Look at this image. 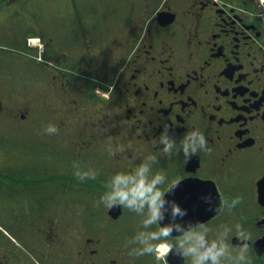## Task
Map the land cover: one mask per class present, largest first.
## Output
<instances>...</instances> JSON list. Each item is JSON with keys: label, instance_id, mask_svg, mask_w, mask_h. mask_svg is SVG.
Segmentation results:
<instances>
[{"label": "flooded vegetation", "instance_id": "1", "mask_svg": "<svg viewBox=\"0 0 264 264\" xmlns=\"http://www.w3.org/2000/svg\"><path fill=\"white\" fill-rule=\"evenodd\" d=\"M4 1L33 8L30 33L20 41L13 32L0 53V117L59 131L43 132L45 155H0V264H192L214 241L219 264H264V0H126L131 23L105 32L94 8ZM74 11V22L49 25ZM13 60L29 70V100L14 98L2 72ZM195 129L209 150L198 147L189 160L183 140ZM145 165L149 179L167 178L159 225H175L160 259L132 251L143 247L138 233L158 228L143 224L147 209L101 199L115 175ZM77 169L95 177L81 179ZM173 201L184 215L173 216ZM201 224L204 242L190 251L179 238Z\"/></svg>", "mask_w": 264, "mask_h": 264}, {"label": "clouds", "instance_id": "2", "mask_svg": "<svg viewBox=\"0 0 264 264\" xmlns=\"http://www.w3.org/2000/svg\"><path fill=\"white\" fill-rule=\"evenodd\" d=\"M45 131L48 134H55L59 131L58 127L49 123ZM197 132L199 135L197 136ZM163 135V138L167 141L164 146L165 152H171L174 141L168 140L167 137V126L166 131ZM190 135L193 139L189 140L187 137L183 140V150L184 157L186 159H192L194 155H197L199 152L198 147H202L203 151H208V140L205 134L199 129L191 132ZM191 149V151H189ZM147 165L142 167L138 172L134 174H117L112 178L111 189L102 196V201L106 204L107 207L111 208L116 204L126 206L138 213H145L147 209L146 218L143 220L144 225L149 224H158V228L155 231L150 233L140 232L134 238V242H139V245L143 247L133 248L132 251L136 255H143L145 253L154 254L157 259L162 258L168 251L173 248L172 240L169 239L173 228L175 225L172 223H167L160 226L159 221L165 219L164 208L165 205L169 203L165 196L163 190V185L166 183V176L163 173L157 172L155 175L149 179V175H145V169ZM76 175L81 179L85 177H95V173L91 171H80L77 169ZM210 199V197L208 198ZM242 197L236 196L231 200L230 207H235L240 203ZM172 203V214L184 215L185 210H182L178 204L174 201ZM203 231L192 229L186 233H182L179 240L181 243L192 242L189 248L190 251H195L197 247L204 242L205 233L208 231V228L201 224ZM237 228L240 229L237 232L242 239L249 240L251 239L250 233L243 230L241 225H237ZM156 237H165L164 239H155ZM131 243V241H130ZM216 243L213 242V245L208 248L200 257L194 261L192 264H202V261L207 258L209 254L213 256L214 264H219V259L217 254L213 251L215 249ZM221 252L223 249L220 250ZM237 251L239 252L241 258H244V252L249 251L248 243L241 245ZM163 253V254H161ZM249 264H252V261L249 257Z\"/></svg>", "mask_w": 264, "mask_h": 264}, {"label": "rangeland", "instance_id": "3", "mask_svg": "<svg viewBox=\"0 0 264 264\" xmlns=\"http://www.w3.org/2000/svg\"><path fill=\"white\" fill-rule=\"evenodd\" d=\"M37 6L49 10L53 9L52 11L54 12H60L69 7H76L78 12L82 11V13L86 14H91V9L94 8L99 13V21L95 23L99 25V28L103 32L121 28L119 24H123L125 19H128L129 22L127 23H131L133 14V10L130 11V7H127L126 0H38ZM32 8L33 6H29L26 9L17 7L15 10V8L10 6L7 7L4 0L0 1V53H4V50H8L9 46L14 44L15 34H17L21 41V39H24L30 33V13ZM78 12L75 13L74 11L71 14L56 17L49 22V25H58L59 27L57 28H62L65 24L74 22V18L77 17ZM114 17L118 18V22ZM11 63L13 64L9 67L10 69H2V72H7L5 78L13 88L14 98L19 101L29 100L33 92L29 70L26 68L25 72L23 70L19 72V67L17 68L19 66L18 62L13 60ZM38 131L39 133L34 132L31 122L23 121L15 124L11 121L8 124L0 117V155H45L42 146L45 141L43 139L46 137L43 134L45 128H38ZM58 137L59 145L63 147L64 135L60 133Z\"/></svg>", "mask_w": 264, "mask_h": 264}]
</instances>
